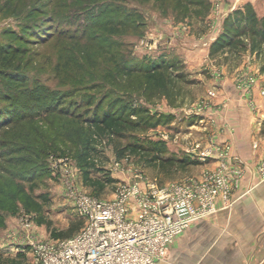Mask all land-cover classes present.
<instances>
[{
    "label": "rangeland",
    "instance_id": "obj_1",
    "mask_svg": "<svg viewBox=\"0 0 264 264\" xmlns=\"http://www.w3.org/2000/svg\"><path fill=\"white\" fill-rule=\"evenodd\" d=\"M222 1L228 3L214 0L218 17L208 30L211 0H191L189 8L178 0H0V264H38L30 242L79 233L86 220L76 210L73 193L110 201L121 182L160 188L200 179L218 165L215 158L199 159L207 149L215 157L229 146L225 152L234 161L230 144L217 142L207 126L217 125L218 113L228 105L222 99L227 79H234L245 104L255 108V92L264 88L257 75L264 72V62L250 50L214 51L209 42L220 36L227 17L220 11ZM123 66L140 72L125 78L118 70ZM154 67L170 77L168 90L146 89L144 72ZM250 77L256 79L251 96L237 87ZM89 99L140 110L135 119L144 123L135 136L100 144L103 170L90 179L110 177L102 190L86 185L74 135H68L62 145L67 152L61 154L53 136L35 134V127L53 118L46 113L49 107L77 104L83 110ZM128 144L144 150L120 153ZM48 146L55 150L43 153ZM61 157L68 159L72 175L55 163ZM168 158L193 163L164 164Z\"/></svg>",
    "mask_w": 264,
    "mask_h": 264
},
{
    "label": "built area",
    "instance_id": "obj_2",
    "mask_svg": "<svg viewBox=\"0 0 264 264\" xmlns=\"http://www.w3.org/2000/svg\"><path fill=\"white\" fill-rule=\"evenodd\" d=\"M254 77L239 81L237 87L252 95ZM264 98V88L260 91ZM211 96L215 93L210 92ZM253 110H256L252 105ZM229 146L226 149L229 150ZM220 148L215 157L212 150L198 154L200 160L218 161L213 173L202 178L164 187L141 181L121 182L113 200L102 201L83 193H73L78 214L86 220L75 236L52 242L32 244L38 264H158L166 259L175 238L196 221L217 211V200L225 205L244 176L241 167ZM67 176L72 175L67 158L55 162ZM264 173V165L260 167ZM26 229L29 223L24 222Z\"/></svg>",
    "mask_w": 264,
    "mask_h": 264
},
{
    "label": "crops",
    "instance_id": "obj_3",
    "mask_svg": "<svg viewBox=\"0 0 264 264\" xmlns=\"http://www.w3.org/2000/svg\"><path fill=\"white\" fill-rule=\"evenodd\" d=\"M226 1L228 3L222 1L225 7L220 10L224 15L229 16L245 4L251 5L259 18H264V0ZM213 6L214 0H211V12L205 18L208 30L216 15ZM225 19L220 26L223 25V29ZM216 40L217 36H213L209 43L212 45ZM252 53L262 64L264 43ZM257 75L259 84L264 87V72ZM233 80L225 81L224 93L220 90L222 99L228 102L224 113H218V121L214 117L217 125L213 122L207 127L211 126L212 138L217 142L230 144L235 157L232 164L241 167L244 176L233 190L231 203L225 205L219 198L217 211L178 235L168 257L158 264H264V173L260 171L264 165V98L256 90L253 99L256 110H253L245 104Z\"/></svg>",
    "mask_w": 264,
    "mask_h": 264
},
{
    "label": "trees",
    "instance_id": "obj_4",
    "mask_svg": "<svg viewBox=\"0 0 264 264\" xmlns=\"http://www.w3.org/2000/svg\"><path fill=\"white\" fill-rule=\"evenodd\" d=\"M178 1L179 3H184V8H189V6L192 5L191 0ZM242 19H244L243 23ZM262 43H264V18H259L251 5H246L244 9H236L232 14L227 16L224 21V29L213 43L212 48L214 51L228 49L237 54H241L248 50L251 52L258 50ZM118 70L119 74L123 75L125 78H131L135 73L140 72L136 67L126 66L119 67ZM144 76L146 89H159L160 91L168 90L167 88L171 79L161 71L160 67L146 70ZM178 76L179 78L183 77L182 75ZM55 99L60 100V97ZM81 108L82 107L77 104H70L63 108H56V106L49 107L46 109V113L53 118L47 117L48 119L46 118L45 126L35 127V134L40 139L46 136H53V139L60 144L57 147V151H60L61 154L67 152L62 145L68 142V135H74V140L78 145L77 154L75 155L77 157V163L84 171L86 185L94 189L97 188L102 190L106 187L107 183L112 182L110 177H105L104 179L98 178L95 180L90 179L92 173H98L103 170V168L98 165L101 153L99 146L104 141L123 140L128 136H135V134L143 130L144 123L141 119H135L141 111L136 109L133 111L125 110L124 107H118V105L114 103H106L102 99L97 103L89 99L86 108L83 110ZM31 119L34 118L31 117ZM50 119L52 120L49 121ZM35 123L36 122H33L32 124ZM51 148L53 151L55 150L54 147L48 146L41 149V151L43 153H48L52 150ZM128 150L133 153H138L139 150H144V148L137 144H128L124 148L119 149V152L122 153ZM36 151L38 153L40 152L39 149ZM36 151L35 153H37ZM69 153L71 154L74 152L69 151ZM153 159L156 160L157 157H153ZM162 161L164 164H179L181 166H185L192 162L186 158H168ZM61 235L62 234H60V236ZM62 236L65 237L67 235Z\"/></svg>",
    "mask_w": 264,
    "mask_h": 264
}]
</instances>
